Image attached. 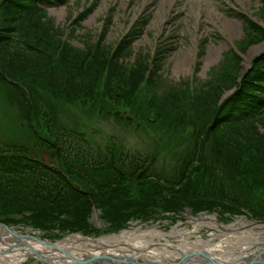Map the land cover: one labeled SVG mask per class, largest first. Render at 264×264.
Returning <instances> with one entry per match:
<instances>
[{
  "label": "rangeland",
  "instance_id": "rangeland-1",
  "mask_svg": "<svg viewBox=\"0 0 264 264\" xmlns=\"http://www.w3.org/2000/svg\"><path fill=\"white\" fill-rule=\"evenodd\" d=\"M263 2V0H66L48 4L44 0L45 10L42 15L47 14L56 28L65 33L63 38L75 48L83 49L101 40L103 45L116 47L124 36L135 31L133 36L136 39L129 44L131 56L128 66L135 64L136 59L153 55L155 50L163 61H160L162 65L158 63L160 72L152 77L153 79L159 77L160 80L155 87H151V90L146 85L139 84L130 85L124 90L122 100L124 104H121L120 111L123 113L125 110L134 111L133 123L118 122L104 111L115 105L113 98L105 92L116 91L118 81H114V77L109 78L106 90L104 87L107 78L102 73L93 72L85 75L82 71H68L67 73H72L76 77V87L80 91L79 97L70 100L57 91L54 85L52 88L37 85L34 87H38L48 101L59 107L62 123L87 130L85 132L94 142V146L105 147L113 140L114 148L118 146L123 148L124 155L134 154L137 162L140 158L151 159L154 155L149 175H168L178 156L189 153V147L195 142L196 124L193 120L195 112L189 113L188 122L193 123L174 128L170 117L161 116L165 117L161 119L156 115L157 110L152 108L155 105L152 97L158 102L171 93L172 89L181 88L182 90L178 92L184 94L186 88L195 92L197 89L199 91L201 86H206V83L215 85L217 82H221L225 89L223 97L235 91L241 83V78L250 75V71L247 70L254 57L264 51V40L256 42L253 39L250 42L249 30L237 14H249L264 27ZM31 23L30 18L23 15L21 21L14 24L17 29L15 34L19 40L25 41L27 38L28 41L32 35ZM6 24L5 16L0 10V28ZM135 29L139 30V33ZM33 42L37 43L35 40ZM258 47L261 50L257 51L247 64L246 60L251 51ZM51 50L52 58L46 54V69L56 71V75L61 78L65 72H61L62 69L59 68L60 60L55 52L56 48L51 46ZM182 64L184 66L179 70ZM5 73L21 83V79L11 68ZM21 84L24 91L30 94L29 108L32 121L44 135L48 136L42 104L35 98L31 88L25 85L26 83ZM97 99L95 106L94 100ZM185 99L183 96V100ZM8 108L0 98V142H27L31 134L26 133L23 127L14 122L12 111ZM231 129L229 124L217 125L213 133L209 134L210 145L205 146L203 143L204 152L201 160H205L206 154L212 155L214 138L223 140V134L230 133ZM246 144L243 143V151L248 153L246 161H249L244 164L241 173L246 174L248 181L243 187L248 188V193L254 199V202L250 201L252 209L259 208L261 211L264 208V173L261 171L263 161L249 151ZM35 153L39 154L42 160L63 169L61 160L52 159L47 152L38 149ZM193 170L197 171V167ZM97 179L100 180V177ZM72 180L80 188L93 192L92 184H86L80 177L75 175ZM182 188V194L177 196L171 189V191L156 189L153 185H141L138 181L127 182L123 188L110 193L108 200H103L96 194L90 206L84 209H77L74 206L69 207V210L34 207L28 212H13V217L10 215L13 223L9 225L23 235L29 234L50 241L80 233L91 238H99L108 235L105 234L106 230L116 231L113 229L115 228L123 231L133 226L141 227L142 230H158L165 234L173 230H182L186 233L192 230L194 232L186 236L191 241L197 239L212 240L214 243L226 241V246L231 248L236 242L231 239L232 237L229 238L231 233L224 234L210 224L196 228L192 224L193 219L215 216L223 225H230L241 218L255 221L251 215L252 211L234 209L229 203L222 205L210 201L184 200L189 184L183 185ZM156 190L157 193L153 196ZM159 197L164 201L157 202L156 199ZM138 207L144 212L139 211ZM153 209L157 212L155 218L143 222L140 214L145 212L149 214ZM165 209H171V212ZM170 239L178 242L177 237ZM6 254L9 255L10 252ZM0 260L3 261L1 257ZM167 263L168 261L164 260V264ZM23 264L48 263L30 255Z\"/></svg>",
  "mask_w": 264,
  "mask_h": 264
},
{
  "label": "trees",
  "instance_id": "trees-1",
  "mask_svg": "<svg viewBox=\"0 0 264 264\" xmlns=\"http://www.w3.org/2000/svg\"><path fill=\"white\" fill-rule=\"evenodd\" d=\"M0 10L7 20V24L0 28V98L12 109L18 120L20 119L19 123L22 126L26 123L31 129L37 146L51 152L54 158L64 160V170H57L44 161H39L24 143H1L0 220L2 222L11 224L13 212H28L34 207L58 210H69V207L73 206L77 209L89 207L94 196L89 191L75 186L69 178L70 175L78 174L81 179L87 180L89 174L84 171L92 170L100 172L95 173L94 178H104L95 188L101 199L108 200L110 193L123 188L127 182L138 181L141 185H153L156 189L172 190L177 196L182 194V186L189 184L184 200L210 201L222 205L229 203L234 209L252 211L253 216L258 220L264 219V208L261 211L259 208L252 209L250 201L254 202V199L248 193V188L243 187L248 178L245 173H241L242 167L249 161H246L248 153L243 151V143H247L246 145L249 146L247 149L263 161L261 171L264 173V115H262L264 114V54L256 60L257 68L250 71V75L243 79L235 92L225 101L221 100L225 92L221 82L215 85L206 83V86H201L199 91L197 89L195 92L186 88L185 93L183 92L185 95L178 92L182 90L181 88L172 89L171 93L158 102L152 97L155 104L152 108L157 110L156 115L161 119L165 118L161 116L170 117L174 128L193 123L188 122L189 113L192 112H195L193 120L196 124L194 125L196 126L195 142L189 147V153L178 156L171 167L170 175L153 176L149 175L145 167L147 158L137 162L138 159L125 156L119 163L112 146H108L103 152L102 148H95L90 143L83 131L68 128L61 122L60 110L57 107L47 106L46 95L34 86L52 88L54 85L57 91L70 100L79 97L80 91L76 87V77L72 73H67L68 71H82L85 75L108 71L105 89L108 90L111 77H114V81H118V86L113 93L105 91L113 98L115 105L104 111L108 116L113 115L118 120H124L118 109L124 98V90L130 85L143 81L147 76L149 78L145 82L147 88L151 90L152 86L157 85L159 77L155 79L152 77L160 72L158 63L162 65L160 61L163 60L159 53L153 60L150 59V55H146L144 59H136L135 64L128 66L131 56L129 44L136 38L133 36L135 31L125 37L116 49H113L112 45H103L102 41L79 49L63 38L65 33L56 28L47 14L42 15L43 7L39 5L38 0H0ZM23 15H27L32 22V35L29 36L28 41L16 40L15 34L12 33L15 30L14 24L20 22ZM239 17L249 30L250 42L253 39L256 42L264 40L262 26L243 14ZM138 31L136 30L137 33ZM51 46L56 48L61 72H65L61 78L56 75V71H49L45 66L46 54L51 55L50 58L53 56ZM9 68L15 71L21 83H26L25 85L31 88L35 98H38L46 108V114L52 118V126H54L50 129L51 137L42 136L32 123L29 108L30 94L24 91L18 80L5 73ZM183 96L186 97L185 100ZM96 103L95 101V106ZM128 120L130 118L126 121ZM227 124L232 127L231 132L223 134V140L215 137L212 155L206 154L205 160H201L204 152L203 143L205 146L210 145L209 134L213 133L217 125ZM195 167L197 171L193 170ZM156 193L157 190L153 196ZM158 195L160 196L161 193L159 192ZM156 201L164 200L159 197ZM138 208L139 211L144 212L140 207ZM165 211L171 212V209ZM156 213L153 209L149 214L145 212L140 215L143 220H148Z\"/></svg>",
  "mask_w": 264,
  "mask_h": 264
},
{
  "label": "bare ground",
  "instance_id": "bare-ground-1",
  "mask_svg": "<svg viewBox=\"0 0 264 264\" xmlns=\"http://www.w3.org/2000/svg\"><path fill=\"white\" fill-rule=\"evenodd\" d=\"M260 50V47L253 49L246 63H250L252 57ZM182 66L184 65H180L178 69L182 70ZM192 224L196 228L210 224L211 227L217 228L222 233H231L229 238L232 237L231 239L236 242L231 245V248H228L226 241L223 243H221L222 241L214 243L212 240L204 239L191 241L186 236L193 233L192 230L187 233L182 230H173L165 234L158 230L130 227L131 229L119 234L103 236L98 239L84 238L80 234L72 235L54 244L49 243L50 245L27 239L28 245L20 247L13 244L11 236L0 230V254L4 253L5 249H13L12 253L7 256L0 255L3 259V261L0 260V264H23L30 255L37 259H48L55 264H76V260H70L67 258L68 255L65 256L68 253L77 260H85L91 255H97L111 257L118 261L138 262L143 260L148 264H160L164 263V260L175 264H213L212 261H215L216 264H249L250 256H255L264 248V224L262 223L241 218L230 225H223L217 222L215 216H206L194 218ZM170 237H177L178 242L172 241ZM194 252L204 254L182 259ZM110 264L119 263L112 262Z\"/></svg>",
  "mask_w": 264,
  "mask_h": 264
},
{
  "label": "water",
  "instance_id": "water-1",
  "mask_svg": "<svg viewBox=\"0 0 264 264\" xmlns=\"http://www.w3.org/2000/svg\"><path fill=\"white\" fill-rule=\"evenodd\" d=\"M0 229L7 231L9 234H12L13 236H15L17 239H23L26 236H22L20 234H18L17 232H15L13 229H11L10 227L6 226V225H1L0 224ZM194 255H202V253H197V254H191L188 256H184L183 259L189 258L190 256H194ZM105 258H100V257H90L88 258V260L86 261H79L80 264H86L87 262H91V261H105ZM106 262V261H105ZM104 262V263H105ZM213 264H216L215 261H212ZM135 264V263H132ZM249 264H264V250H262L260 253H258L255 257H252Z\"/></svg>",
  "mask_w": 264,
  "mask_h": 264
}]
</instances>
